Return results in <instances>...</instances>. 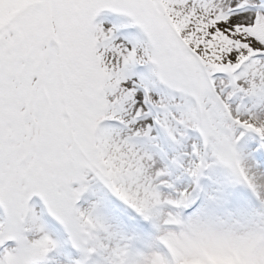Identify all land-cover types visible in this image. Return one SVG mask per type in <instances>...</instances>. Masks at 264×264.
Here are the masks:
<instances>
[{
  "label": "snow or ice",
  "instance_id": "obj_1",
  "mask_svg": "<svg viewBox=\"0 0 264 264\" xmlns=\"http://www.w3.org/2000/svg\"><path fill=\"white\" fill-rule=\"evenodd\" d=\"M264 264V0H0V264Z\"/></svg>",
  "mask_w": 264,
  "mask_h": 264
},
{
  "label": "rangeland",
  "instance_id": "obj_2",
  "mask_svg": "<svg viewBox=\"0 0 264 264\" xmlns=\"http://www.w3.org/2000/svg\"><path fill=\"white\" fill-rule=\"evenodd\" d=\"M210 264H243L241 257L237 254L231 256L214 257L210 260Z\"/></svg>",
  "mask_w": 264,
  "mask_h": 264
}]
</instances>
